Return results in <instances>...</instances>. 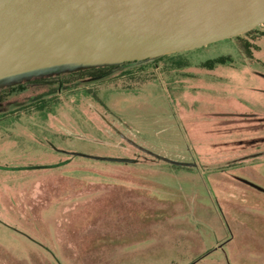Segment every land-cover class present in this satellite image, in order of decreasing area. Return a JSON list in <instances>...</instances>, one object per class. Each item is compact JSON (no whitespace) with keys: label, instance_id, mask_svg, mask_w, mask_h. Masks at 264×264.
<instances>
[{"label":"rangeland","instance_id":"1","mask_svg":"<svg viewBox=\"0 0 264 264\" xmlns=\"http://www.w3.org/2000/svg\"><path fill=\"white\" fill-rule=\"evenodd\" d=\"M252 37L183 51L188 65L181 68L164 57L108 65L109 73L98 78L78 64L1 78L0 264H264V194L240 200L238 212L251 210L256 221L236 219L230 232L219 209L224 193L241 191L231 176L264 186V159L253 169L215 172L218 165L200 163L185 133L199 130L209 142L220 137L217 132H230L229 140L247 142L264 130L263 121L248 122L258 127L241 121L245 112L264 116V41L250 57L244 43ZM220 55L232 63L198 66ZM43 100L46 107L37 109ZM228 139L214 146L226 154L242 146ZM259 140L249 157H264ZM117 157L131 161L110 160ZM63 159L70 161L65 170L37 167L62 166ZM86 164L113 177L106 185L117 191L83 194L100 183L76 174ZM126 170L134 177L123 181ZM136 185L148 188L151 213L140 199L122 196Z\"/></svg>","mask_w":264,"mask_h":264},{"label":"water","instance_id":"2","mask_svg":"<svg viewBox=\"0 0 264 264\" xmlns=\"http://www.w3.org/2000/svg\"><path fill=\"white\" fill-rule=\"evenodd\" d=\"M264 24V0H0V79L140 61Z\"/></svg>","mask_w":264,"mask_h":264},{"label":"trees","instance_id":"3","mask_svg":"<svg viewBox=\"0 0 264 264\" xmlns=\"http://www.w3.org/2000/svg\"><path fill=\"white\" fill-rule=\"evenodd\" d=\"M258 27H259V25L252 28L251 30H249L247 32L233 36V38H238L242 35H244V36H250L251 35V37H252V34L257 31ZM262 37H264V31L259 33V35L256 34L255 36H253L252 38H250L248 41H246L244 43V47H246V51L248 52V54H247L248 56L252 57V51L255 49H258V45L256 43ZM181 52H183V51L168 53V54H164V55H161L158 57L148 58V59H144V60H140V61L90 64V65H85L86 68H84V69H90V70H88L89 73L86 74L87 76H89L91 78H98V77L105 76L109 73V71L106 70V66H108V65H117V66H123V67L134 66V65H139V64H142V63H145L148 61H158V60L163 59L164 57H168L171 60L170 62H171L172 67L181 68V67H185L188 65L187 60L181 56ZM167 55H170V56H167ZM231 63H232V58L229 55H220V56L210 58V59H206V60L200 62L198 64V66L203 68V69H206V70H212L216 66L230 65ZM11 91H14V89H10V92ZM98 101L101 103L99 98H98ZM0 102H1V98H0ZM46 104H47V100H45V101L43 100V101L39 102L38 104H36L37 105L36 107H37V109L41 110L44 107H46ZM242 105H244V104H242L241 102H238V104H235L234 106L236 108L238 107L239 109H241ZM236 108H235V110H236ZM251 114L254 115L253 112ZM243 115L244 116L241 115V119H242L241 121H243L242 125L248 124V122H250L252 119H257L258 121L264 122V119H261V118H264V116H247V115H249V112H245V113H243ZM240 124L241 123H239L238 125L240 126ZM248 125L252 126V127H258L256 125L255 126H253L251 124H248ZM259 128H261V127H259ZM259 131H260V133H258V134L255 133L253 136L249 137L250 139H248L247 142H246V140H244V141L243 140H233V139L229 140L228 139L229 137L228 136L226 137L225 135H228L230 132L228 134L226 132H225V134H223L222 131H221V133L217 132V134L220 136L218 139H215V140L209 141V142H204L202 139V136L200 135L201 131H199V130L196 131L195 129H189V128L185 129L186 136L192 142V148L195 151H197L196 154L198 155V158L200 159V163L207 164L206 166L218 165L217 170H215V172H219V173H223L225 170L227 171L228 169H236V167H239V169H241V170H244L245 168H247L249 170L250 168L253 169L254 166L257 165L258 163L263 162V161H261L264 159V157H262V156L261 157H257V156L249 157L250 155H253V153L255 152L252 150V148L256 149L259 147V146H255V145H260L259 142H261L262 140H259V139L264 138V137H261V136H264V130H262V128H261ZM232 132H233V130H232ZM223 139H228L227 141H229V142L230 141L231 142H241L242 146L240 144V147L235 148L237 150H234V152L228 151L229 154H226V151L220 152L218 150V148H216L217 146L215 147L214 144H216V142L223 140ZM228 155H230V157ZM214 156H219V157L222 156V157H225V159L220 161L219 163L218 162L214 163L215 160H212V158H214ZM238 158H243V159L237 160ZM110 160L113 161V163L122 164L125 162L129 163L131 161V158H129V157H125V158L117 157V158H110ZM65 161H69V160L63 159L60 163L62 166H59V163L55 161L51 164H42V165H39L37 167H41L44 170L47 168H52V169L56 168L57 169L58 167H63L62 170H65L66 167L64 165L68 164V162H65ZM69 163H70V161H69ZM74 169L77 170L76 168H74ZM128 171H130V170H126L127 175H124V177L121 176L123 178V181L124 180H130L134 177L133 173H129ZM78 172H80V173H76V174L83 175L84 179H92V181L94 180V182L91 181L92 183H97L98 181L100 182L99 184L96 185L97 188L87 189L88 191H84L83 194L86 193V194H94V195L99 196V195H101V193H107V191H109V193L112 191H117V189H111L109 187V185H106L108 183L107 181L110 179H113V177H110V179H107L108 178V177L106 178L107 175H105V174L103 175L102 172H100V170H95V169L91 168L90 166H86V167H81ZM212 172H210V173H212ZM63 174L66 175V173H63ZM224 174H227V173H224ZM83 176H81L82 177L81 179H83ZM115 176L116 177L114 179L116 181H117V179H120V178H117L118 174H115ZM230 178H232L229 180H231V182L234 183V186H236L241 191L234 193V194H231L232 196H228L230 193H232V190L230 193H227V194L224 193L223 194V196H224L223 200L224 201H222L223 204L221 206L219 205L220 213L222 215V218H223V215L225 217V219L223 218V220H224V222L226 221L225 224H226V227L228 226L229 232L232 230V228L234 229V224L236 222L235 221L236 219H240L242 221V223L244 222L245 224L250 222V221H252V222L256 221L255 217H257V216L252 214L251 210L238 212L237 206L238 205L242 206V207L244 206V204H242V202H240V200L243 201V200H248V199H253V198L260 199V198H262V194H264V186H262L260 184L257 185L251 179L241 178L238 180L232 176ZM215 179H216V182L219 181V179L217 177H215ZM140 186L141 185H138V186L136 185V186L132 187L134 189L136 187V190H139V194L134 192V189L130 190L129 188H126L127 191L125 194H122V196L126 197L127 200H132V197H134V199H137V200L140 199L139 203L142 204L143 207L146 206L143 208L144 210H146L145 212L151 213L152 207L148 206L149 205L148 201H150V198H149L148 193H146V192H148V190H147L148 188L140 187ZM142 188L146 191H142L143 190ZM236 196H238V197H236ZM180 198L182 200L184 199V197H180ZM141 199H143V200H141ZM167 202L173 204L174 199H169V200H167ZM252 202H253V200L250 203H252ZM249 206H254V205L248 204V207ZM255 206H258V205H255ZM108 212H110V209H108ZM112 213L113 212H111L109 214H112ZM128 221H130V220H128ZM256 224L258 225V223H256ZM126 226L128 227L130 225H126ZM114 229H115V227H114ZM258 229H260L259 226H258ZM115 230H117V229H115ZM250 230L254 231L255 228L253 227ZM118 232L121 233V229H118Z\"/></svg>","mask_w":264,"mask_h":264},{"label":"crops","instance_id":"4","mask_svg":"<svg viewBox=\"0 0 264 264\" xmlns=\"http://www.w3.org/2000/svg\"><path fill=\"white\" fill-rule=\"evenodd\" d=\"M263 27H264V26H263ZM258 41L263 42V41H264V37H262V38H261L260 40H258ZM259 45H260V44H259ZM259 47H260V51L264 53V45H260ZM86 166H89V165L86 164Z\"/></svg>","mask_w":264,"mask_h":264},{"label":"built area","instance_id":"5","mask_svg":"<svg viewBox=\"0 0 264 264\" xmlns=\"http://www.w3.org/2000/svg\"><path fill=\"white\" fill-rule=\"evenodd\" d=\"M264 25V24H263Z\"/></svg>","mask_w":264,"mask_h":264}]
</instances>
